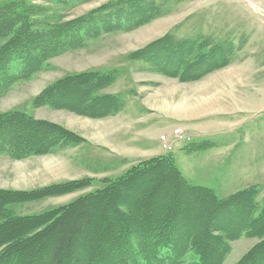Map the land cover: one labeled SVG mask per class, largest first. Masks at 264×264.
Returning a JSON list of instances; mask_svg holds the SVG:
<instances>
[{
  "label": "trees",
  "instance_id": "trees-1",
  "mask_svg": "<svg viewBox=\"0 0 264 264\" xmlns=\"http://www.w3.org/2000/svg\"><path fill=\"white\" fill-rule=\"evenodd\" d=\"M44 2L63 11L71 7L67 0ZM147 2L153 7L155 1L115 0L74 18L36 2L0 4V100L16 84L46 72L53 59L141 27L139 14L147 16L151 9ZM226 45L164 37L130 59L151 63L153 71L179 81H196L229 65L235 52ZM116 79L114 70L66 75L43 89L32 107L110 118L124 106L120 96L104 93ZM85 142L62 125L21 110L0 113V158L55 155ZM172 154L144 159L115 178H85L31 191L0 188V264H184L188 254L195 256V264H224L231 243L243 236L259 242L236 264H264V205L257 202L258 189L220 197L187 180ZM92 187L37 215L14 210Z\"/></svg>",
  "mask_w": 264,
  "mask_h": 264
},
{
  "label": "rangeland",
  "instance_id": "rangeland-1",
  "mask_svg": "<svg viewBox=\"0 0 264 264\" xmlns=\"http://www.w3.org/2000/svg\"><path fill=\"white\" fill-rule=\"evenodd\" d=\"M25 1L74 18L115 0H67L71 7L64 11L44 0ZM154 1L153 7L147 2L151 7L147 16L139 14L141 27L53 59L46 72L16 84L0 100V113L21 110L62 125L86 141L55 155L22 161L0 158L1 189L31 191L85 178L119 177L138 162L164 154L160 141L165 136L175 142L172 156L192 184L211 188L223 198L256 187L257 202L264 205V0ZM164 37L227 43L235 55L228 66L196 81H179L153 71L151 63L130 59ZM95 70L117 72L115 83L104 91L121 97L124 106L117 115L93 120L32 107L33 99L56 80ZM201 144H206L204 149L194 150ZM92 189L17 205L14 210L18 215H37ZM258 242L247 236L232 242L224 264H236ZM187 256L184 264H195V256Z\"/></svg>",
  "mask_w": 264,
  "mask_h": 264
},
{
  "label": "built area",
  "instance_id": "built-area-1",
  "mask_svg": "<svg viewBox=\"0 0 264 264\" xmlns=\"http://www.w3.org/2000/svg\"><path fill=\"white\" fill-rule=\"evenodd\" d=\"M176 132L178 134V136H177L178 139H182L181 130H177ZM160 142L163 145L164 151H166V152H172L173 151L175 142L174 143H169L165 136L161 137V141Z\"/></svg>",
  "mask_w": 264,
  "mask_h": 264
},
{
  "label": "crops",
  "instance_id": "crops-1",
  "mask_svg": "<svg viewBox=\"0 0 264 264\" xmlns=\"http://www.w3.org/2000/svg\"><path fill=\"white\" fill-rule=\"evenodd\" d=\"M43 120H45V119H43ZM157 155H161V154H157ZM157 155H155V156H157ZM149 158V157H148Z\"/></svg>",
  "mask_w": 264,
  "mask_h": 264
}]
</instances>
